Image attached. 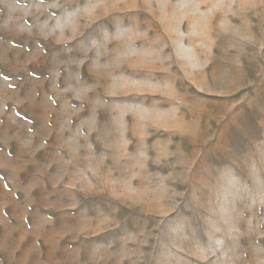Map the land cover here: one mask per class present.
I'll list each match as a JSON object with an SVG mask.
<instances>
[{
    "label": "rangeland",
    "instance_id": "374dc122",
    "mask_svg": "<svg viewBox=\"0 0 264 264\" xmlns=\"http://www.w3.org/2000/svg\"><path fill=\"white\" fill-rule=\"evenodd\" d=\"M0 264H264V0H0Z\"/></svg>",
    "mask_w": 264,
    "mask_h": 264
}]
</instances>
